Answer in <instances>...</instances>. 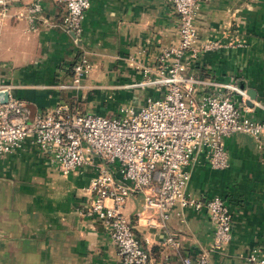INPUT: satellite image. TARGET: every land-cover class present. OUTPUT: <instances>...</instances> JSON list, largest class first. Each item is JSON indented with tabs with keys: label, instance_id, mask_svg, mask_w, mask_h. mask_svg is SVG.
Returning a JSON list of instances; mask_svg holds the SVG:
<instances>
[{
	"label": "crops",
	"instance_id": "crops-1",
	"mask_svg": "<svg viewBox=\"0 0 264 264\" xmlns=\"http://www.w3.org/2000/svg\"><path fill=\"white\" fill-rule=\"evenodd\" d=\"M33 1L9 0L0 18V82L29 110L30 121L61 103L108 117L122 103L137 107L162 95L137 86L143 69L152 76L160 51L177 42L168 0H90L78 44L60 28L63 0H38L35 30L17 17ZM195 23L200 42L220 47L195 60L187 54L188 72L254 91L252 113L264 121V0H201ZM80 54L92 70L86 89L77 92L63 87L71 84L70 68ZM224 143L228 168L212 170L198 156L186 193L220 196L232 215L230 242L210 251L208 264H247L253 250L264 256V137L237 134ZM90 178L89 167L60 176L28 142L0 155V264H121L105 231L83 215ZM142 205L143 195H133L122 213L150 252V264H181L212 247L214 226L204 213L172 211L166 227L177 235L175 249Z\"/></svg>",
	"mask_w": 264,
	"mask_h": 264
},
{
	"label": "built area",
	"instance_id": "built-area-1",
	"mask_svg": "<svg viewBox=\"0 0 264 264\" xmlns=\"http://www.w3.org/2000/svg\"><path fill=\"white\" fill-rule=\"evenodd\" d=\"M65 12L60 28L80 43L82 21L90 0H63ZM176 18L177 42L157 56L154 74L143 69L138 88L162 93L147 97L140 106L123 105L114 116L80 111L68 103L36 114L8 96L0 103V155L14 153L28 142L62 177L89 167L86 192L90 202L83 215L104 231L118 252L121 264H150V252L141 244L135 228L123 215L124 203L143 195V212H149L165 242L179 248L177 235L167 231L172 211L190 209L204 213L214 226L210 250L182 258L181 264H208L210 251H219L231 239L232 215L220 196L207 198L186 193L198 156L208 166L222 171L229 166L225 140L244 134L255 141L264 137V121L246 105L247 89L232 80L228 84L188 72L187 54L195 60L201 53L220 46L200 42L196 15L201 0H168ZM9 0H0V18L9 11ZM42 10L38 0L30 2L17 17L26 18L35 30ZM201 43V44H199ZM92 66L79 55L70 68L71 84L63 88L83 91ZM6 86L0 82V91ZM179 214L177 213V216ZM247 264H264V256L253 250Z\"/></svg>",
	"mask_w": 264,
	"mask_h": 264
},
{
	"label": "water",
	"instance_id": "water-1",
	"mask_svg": "<svg viewBox=\"0 0 264 264\" xmlns=\"http://www.w3.org/2000/svg\"><path fill=\"white\" fill-rule=\"evenodd\" d=\"M241 88H243V86H241ZM247 96L249 97V100L250 101H247L246 102V105L248 107H252V103L251 101L255 100V92L254 91H251V90H248L247 91ZM7 99H8V93L7 91H0V103H6L7 102Z\"/></svg>",
	"mask_w": 264,
	"mask_h": 264
},
{
	"label": "rangeland",
	"instance_id": "rangeland-1",
	"mask_svg": "<svg viewBox=\"0 0 264 264\" xmlns=\"http://www.w3.org/2000/svg\"><path fill=\"white\" fill-rule=\"evenodd\" d=\"M121 105L123 106V105H124V103H122ZM127 105H130V104H127ZM119 106H120V105H119ZM120 107H121V106H120ZM120 107H119V108H120ZM118 110H119V109H118ZM118 110H117V111H118Z\"/></svg>",
	"mask_w": 264,
	"mask_h": 264
}]
</instances>
